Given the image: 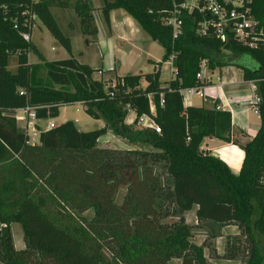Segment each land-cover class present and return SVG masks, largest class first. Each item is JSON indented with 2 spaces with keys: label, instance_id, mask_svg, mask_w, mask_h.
Segmentation results:
<instances>
[{
  "label": "trees",
  "instance_id": "16d2710c",
  "mask_svg": "<svg viewBox=\"0 0 264 264\" xmlns=\"http://www.w3.org/2000/svg\"><path fill=\"white\" fill-rule=\"evenodd\" d=\"M186 1L104 0L108 25L111 12L123 9L164 48V61L176 54L177 72L165 84L158 65L118 76L112 86L75 57L29 59L38 50L23 34L32 33L36 18L72 54L53 7L76 11L87 43L98 34L87 0H0V264H215L210 258L217 255L207 256L206 241L195 242L186 220L195 207L201 222L239 228L228 257L241 252L243 264H264V0H246L262 37L254 47L233 36L222 42L212 30L201 34L203 15L185 8ZM171 16L182 21L175 39L166 24ZM11 56H17L16 71L9 69ZM203 60L212 70L237 66L245 80L257 83L261 126L247 143L234 139L230 111L185 106L181 90L205 85L197 78ZM77 102L105 126L80 131L68 120L41 131L32 144L16 118L25 107L35 108L41 120L57 118L62 106ZM128 106L137 113L132 125ZM143 114L162 132L136 127ZM109 128L145 148L100 147ZM206 138L244 150L240 173L202 149ZM121 188L126 192L118 201ZM13 223L22 225L24 249L15 246Z\"/></svg>",
  "mask_w": 264,
  "mask_h": 264
},
{
  "label": "rangeland",
  "instance_id": "374dc122",
  "mask_svg": "<svg viewBox=\"0 0 264 264\" xmlns=\"http://www.w3.org/2000/svg\"><path fill=\"white\" fill-rule=\"evenodd\" d=\"M71 4L77 3L79 0H70ZM89 5L93 7V12L96 8L100 5V3L104 4V0H87ZM56 11L59 13H63V15L59 16L53 11V14L56 15V18L59 20L60 27L62 31L71 37L72 41V54L69 53L64 46L52 35V33L49 31V29L42 23V21L39 18H36L35 25H34V40H36L39 44V47L41 48L40 51H42L45 54V57L49 61L54 60H60V59H67L70 57H76L79 59L82 63H88L93 66L96 65V63H100V61L103 62V65L105 68H107V71H109L111 74L117 73L118 76H125L128 74H139V73H147L152 72L155 70V67L158 65H161V80L163 84L170 78L171 74V60L164 61V54L165 50L164 48L157 42L152 40L151 36L139 25L138 31H131L130 28L125 29L127 35L130 37V41L123 44L121 41L116 42L115 37L113 38V41L111 38H109L106 34V22L104 17L101 15L96 16V22L100 28V31L97 35L93 36V38L100 40V47L98 50L97 45L93 46V50L91 53L88 54H82L80 51L81 49L86 48V37L82 38V24L81 19H78L76 15L73 14V17L71 20L68 18L64 12L69 8H63V7H55ZM70 13V12H69ZM127 13V12H126ZM72 14V13H70ZM128 14V13H127ZM129 15V14H128ZM130 17V16H129ZM80 18V17H79ZM71 21V22H70ZM129 25V23H128ZM41 27V29L39 28ZM132 29V28H131ZM133 30V29H132ZM32 40V38H31ZM74 47V49H73ZM102 53V54H101ZM104 53V54H103ZM31 61H35L37 58L36 53L31 52L30 53ZM36 55V56H35ZM103 56V58L101 57ZM10 65L9 69L12 71L17 70V56H11L10 58ZM44 59V58H43ZM45 59V60H46ZM39 61L37 63H40L42 60L38 59ZM243 61L248 62L249 58L247 56H244ZM44 62V60H43ZM101 62V63H102ZM100 63V64H101ZM161 63V64H159ZM228 67L234 68V70L237 72L238 78L241 79V73L240 69L237 66L228 65ZM43 71V70H42ZM226 71V70H225ZM41 77L44 76L46 78V72L43 71ZM94 77L96 79H100L101 74L99 72H95ZM217 80V77L215 81ZM107 81V80H106ZM219 81H216L218 83ZM108 84L112 85L116 83V78L112 81H107ZM146 82H144V86H146ZM256 85L257 83L254 82ZM57 88L59 85L56 86ZM72 89V88H71ZM249 89V87H248ZM249 93L246 94V96ZM185 95V101L186 102H193V103H202L204 99H202L199 95L194 96H188L186 93ZM251 96V95H250ZM252 116L256 117L254 114L252 108H250ZM132 119L131 117H129ZM68 120L74 121V123L77 125V127L81 131H91L95 129H99L105 126V122L101 119H94L91 116H89L85 111V106L81 102L72 103L68 105H64L61 107V114L60 117L53 119L54 123L56 125H60ZM20 128L22 131H24L25 123L24 121H20ZM128 124H133L131 121H128ZM45 124H49L50 120H44ZM43 125L40 122V125L38 126V130H47L48 125ZM136 127L138 128H145L144 125L137 124ZM235 140H238L235 138ZM39 141V134L38 133H31L30 134V142L32 144L38 143ZM99 146L100 147H110L114 149H124V148H145L143 144L139 143H131L127 141L126 139L118 136L115 134L110 128L108 129V132L99 140ZM126 192V188H121L118 195L117 200L122 201V198ZM186 220L188 222V219L186 217ZM189 223V222H188ZM191 224V223H190ZM193 226V234H194V240L198 244H204L206 241L205 251L207 256L214 255L216 258H210L212 262L215 264H243V254L240 252V254L237 255L236 258L228 257L230 256V251L233 250L231 246H228L229 241L236 242V237L240 235V230L236 231V233H226L223 232L221 228H218L217 225L214 223H207V222H201L197 220V222L191 224ZM220 226V225H219ZM227 227L223 226L222 228ZM12 233L14 237L15 246L18 249H22L26 247L24 235H23V229L22 225L20 223H13L12 224ZM232 244V243H231ZM230 244V245H231ZM212 248H215L216 253L214 251L212 253ZM232 248V249H231ZM180 259L173 260L172 264H181Z\"/></svg>",
  "mask_w": 264,
  "mask_h": 264
},
{
  "label": "crops",
  "instance_id": "0c3cea01",
  "mask_svg": "<svg viewBox=\"0 0 264 264\" xmlns=\"http://www.w3.org/2000/svg\"><path fill=\"white\" fill-rule=\"evenodd\" d=\"M102 6H103V3H100V5L98 7H96L99 9L94 10V13L96 14V16L97 15H101V17L103 16V13L101 10ZM51 10H52V12L54 11L56 14H58V18L60 15L61 16L63 15V13L57 12L55 7H53ZM69 12L72 14H70ZM64 14L68 18H70L69 20H71V18L73 17V14L76 15L77 13L73 8H69L64 12ZM129 16L130 15H128L126 13V11L123 9L113 10L111 12V14H110L111 24L110 25H108L107 23H105V24L107 26L106 27V34L109 38H111L112 42H114L113 38L115 37V40H117L116 42L121 41L123 44H125L126 42L131 40L130 37L127 35L125 29L127 30V28H130L131 31H138L139 30V26H138L137 21L133 17H131V16L129 17ZM54 17L57 20L58 24L60 25L59 20L56 18V15H54ZM78 19H80V18L78 17ZM128 23H129V25H128ZM39 28L41 29V27H39ZM34 29H33V33H32V42L36 45L37 50H38V54L36 53L37 59L35 61H31V59H30V62L37 63L39 61L38 59H40V60H41V58L46 59V57H45V54L42 51H40L41 48L38 45L39 43L36 40H34ZM98 29L100 31L99 26H98ZM83 37H85V36L82 33V38ZM92 37H90V42L86 44V46H85L86 48L81 49L80 52L82 54H86V52H88V54L91 53L93 50L92 48L95 45H97L98 50H99L100 40L95 39V38L92 39ZM71 41H72V39H71ZM73 49H74V47H73ZM72 52H73V50H72ZM101 57L103 58V56H101ZM77 60L79 62H81L79 59H77ZM101 62L102 61H100V63ZM100 63H96L95 66L88 64V63H85V64H88L92 68L96 69L97 71H95V72H99V74H101L100 79H102V80L112 81V80H114V78L118 77L117 73L111 74L109 71H107V68L104 67L103 62L101 64ZM210 72L212 74V79L209 82L204 81L205 95L203 97L200 96L202 99H204L203 102L200 104V103H193L191 101L190 102L185 101L184 102L185 106L193 105V106H204L206 108H214L216 105L220 104L223 109L230 111L232 114L234 139L235 138L238 139L237 141L240 143H243V144L247 143L248 141H250L254 137V135L257 133V131L259 130V128L261 126L260 116L255 114V113L254 114L256 115V117L252 116L251 111H250L251 107L249 106V103H250L252 97L256 93V85L254 84V81L245 80L243 78V75H241L242 78L239 79L237 72L234 70V68L232 69V67H228V65L221 67V68H217L215 70L210 69ZM240 73L242 74L241 70H240ZM94 74H93V77H94ZM172 77H174V76H172L170 74V78L168 80H170ZM216 77H217L216 81H219L218 83H216V81H215ZM248 87H249V89H248ZM247 93H249V94L246 96ZM154 111H155V108L152 110V112H154ZM60 114H61V109H60ZM130 117L134 118V114L130 113ZM53 119H56V118H53ZM53 119H49L50 122L53 121ZM44 120L40 119V122L43 125L45 124ZM19 123H21V122L19 121ZM45 125H49V124L47 123ZM76 127H77V125H76ZM202 149L204 151L210 152L212 155L219 157L222 160H224L229 165V167L231 168V170L235 174L240 173L241 168H242V164L244 161V157H245V152L238 144L233 143V142H231V143L225 142V141H222V140H219L216 138H206L203 141ZM196 209H197V207L186 212V214H185V216L188 219L189 224L190 223L193 224V223L197 222V220H198ZM207 223H210V222H207ZM215 225H217L218 228L223 229L222 231L226 232V233H228V232L236 233V231L238 230V227L235 225H228L227 227H224V228H222L223 226H219L218 224H215ZM22 249H24V248H22Z\"/></svg>",
  "mask_w": 264,
  "mask_h": 264
},
{
  "label": "built area",
  "instance_id": "2783aa9c",
  "mask_svg": "<svg viewBox=\"0 0 264 264\" xmlns=\"http://www.w3.org/2000/svg\"><path fill=\"white\" fill-rule=\"evenodd\" d=\"M183 6L189 10H197L203 15V21L200 24L199 32L201 34H208L210 30L215 32L217 38L226 42L231 36L239 42L245 43L254 47L257 44L258 39H261V32L258 30V22L255 20L251 13V8L246 0H187ZM166 24L172 26L174 39L182 32V21L176 16H171L166 20ZM34 29V28H33ZM33 33V31H32ZM32 33H24L23 37L26 41H31ZM176 54H172L169 58L171 60V75L175 76L177 70L174 66ZM197 78L201 81H211L212 74L207 60H203L200 66V70L197 73ZM115 86V84H112ZM184 96L185 93L188 96L199 95L203 97L205 95V85H196L181 90ZM151 97V95H150ZM152 100V99H151ZM152 102V101H151ZM261 97L255 93L252 97L249 106L253 112L260 115L259 103ZM164 103V96L161 95V104ZM129 107V114L126 122L131 121L134 123L137 117L136 111ZM217 109H223L220 104L216 105ZM152 110L155 108L151 106ZM130 113L134 114V118L130 119ZM16 118L18 121H24V133L29 137L30 134L38 133L40 135L41 130H38L40 125V119L37 117L36 109L31 107H25L17 109ZM144 125L145 128H151L157 133H161V127L155 122V120L147 115L143 114L138 118L137 124ZM57 125L51 121L47 126V130L53 129ZM44 131V130H42ZM190 139V138H189Z\"/></svg>",
  "mask_w": 264,
  "mask_h": 264
},
{
  "label": "water",
  "instance_id": "95a60500",
  "mask_svg": "<svg viewBox=\"0 0 264 264\" xmlns=\"http://www.w3.org/2000/svg\"><path fill=\"white\" fill-rule=\"evenodd\" d=\"M202 144H203V142H202Z\"/></svg>",
  "mask_w": 264,
  "mask_h": 264
}]
</instances>
